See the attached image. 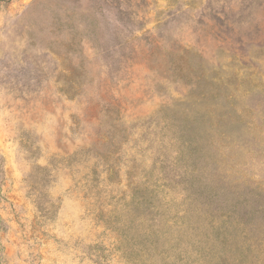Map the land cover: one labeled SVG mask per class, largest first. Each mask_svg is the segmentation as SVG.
I'll return each instance as SVG.
<instances>
[{
  "label": "rangeland",
  "instance_id": "374dc122",
  "mask_svg": "<svg viewBox=\"0 0 264 264\" xmlns=\"http://www.w3.org/2000/svg\"><path fill=\"white\" fill-rule=\"evenodd\" d=\"M0 264H264V0H0Z\"/></svg>",
  "mask_w": 264,
  "mask_h": 264
}]
</instances>
